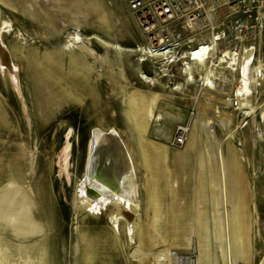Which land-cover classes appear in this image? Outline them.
<instances>
[{
	"label": "rangeland",
	"instance_id": "rangeland-1",
	"mask_svg": "<svg viewBox=\"0 0 264 264\" xmlns=\"http://www.w3.org/2000/svg\"><path fill=\"white\" fill-rule=\"evenodd\" d=\"M197 2H201L203 8L194 25L196 29L189 31L185 20L170 21L163 29L167 35L160 39L162 43L170 44L163 38L177 34L178 54L182 56V52L192 45L189 44L191 38L202 41L207 34L227 25L222 9L209 12L210 0ZM181 14L183 16L184 12ZM125 22L131 34L125 29ZM0 32L3 55L9 58L12 66L10 72L0 67V163L4 165L8 157L17 155L30 166L21 182L11 177L0 178V264H42L40 256L33 255V247L44 240L47 228L30 218L33 208L28 210L20 200L21 194L33 193L28 179L32 178L34 167L41 177L47 173L50 196L56 201L54 208L63 210L58 214V229L52 238L54 252H44L60 257L52 264H79V254L85 253L83 245L98 239L114 246V259L117 260L114 264H140L139 257L144 252L145 256L149 254L147 264H177L171 257H188L198 262V250L195 252L198 246V256L203 264H258L264 254V193L260 191L264 184L263 41L258 45L257 64L262 77L255 86V97L234 108L228 93H232L234 87L212 86L210 90L199 82H184L179 69L181 59L165 64L160 58L137 52L141 43H146L135 14L129 11L128 0H0ZM191 71H194L193 67ZM194 72L195 77L197 73ZM73 84L79 86V92ZM129 98L136 100V106L146 118L144 140L168 152V169L174 180L177 179L174 157L187 149L192 157L191 170L194 173L195 168H200L199 175L206 189L211 183L203 167L208 169V164L214 165L216 187L222 195L230 172L232 176L236 175L232 165L239 169L247 196L246 206L241 210L247 218L246 255L240 252L241 249L232 254L236 248L229 243L231 232L228 219L225 220L230 207H226L225 201L216 207L209 201L206 189V199L201 206L200 198L195 195L196 181L192 174L193 194L186 214V231H178L175 239L162 234L173 244L168 259L161 252L167 242H160L150 249L140 248L135 231L129 240V229L124 222L117 229L118 236L106 217L119 213L118 205L116 208V204H111L106 212L100 209L97 216L77 212L76 188L85 177L92 135L94 132H114L131 153L137 170V187L140 188L139 220H147L143 201L145 172L139 154V133L135 129L141 120L134 118V123L131 121L127 106ZM243 108H250L252 112L246 126L241 124ZM199 120L203 122L201 134L191 141V136L188 137L191 127ZM179 128L185 130L191 141L188 148L187 139L181 146L173 144ZM67 140L71 145L69 176H66L60 159ZM15 165L16 162L11 161L6 167L10 170ZM12 188L21 193H12L20 203L14 204L12 195L7 197L3 193ZM218 209L220 212L214 215V210L218 212ZM197 210L204 214H198ZM217 216L223 218L222 245L215 242V230L211 229L213 217ZM203 219L210 228L207 236ZM91 231L97 232L98 239L95 236L91 239L93 235L87 234ZM192 233H196V239H192L187 249L186 240ZM159 255L162 261H157Z\"/></svg>",
	"mask_w": 264,
	"mask_h": 264
},
{
	"label": "bare ground",
	"instance_id": "bare-ground-1",
	"mask_svg": "<svg viewBox=\"0 0 264 264\" xmlns=\"http://www.w3.org/2000/svg\"><path fill=\"white\" fill-rule=\"evenodd\" d=\"M207 10L209 12H214L212 4L207 7ZM208 17L210 18L209 14ZM217 18L219 17L216 16V19ZM124 27L126 30H128L129 34H131L129 26L128 24H126V22L124 23ZM191 27L193 29L195 28L193 25H191ZM206 36V38L201 39L202 41L199 42L196 41L197 38H191V41L189 39L190 42H195V47H189L185 49L186 52H184L185 50L182 52L183 56L181 54H178L180 56L178 58H175V53L171 51L173 47L172 45H163L161 42L153 44L152 47H147L146 45H143L141 43V48L139 47L140 50L137 52L146 56L160 58L165 62V64H169V62L176 63L177 60L181 59L182 63L179 69L182 72V79H184V82L193 80V75L195 74L194 71H196L197 74L195 76V79L201 82L202 87L209 88L210 90L212 86L219 87L228 85L234 87V83L236 81L235 73L233 71L225 72L224 67H226V64L228 65V63L225 62V65H222L220 64V60L223 61L222 57L230 58L231 52H234L233 59L237 60L241 57H243L244 59H248L253 52V48L245 49V54H243L242 52L239 53L234 50L224 51L220 53H217V51H215L214 53H207V55L205 56L207 50L205 46L208 43L213 42L215 34L211 32V35L207 34ZM169 53L172 54L169 55ZM4 55L3 49L0 45V67L2 69L5 68L10 72V67L12 66H10L9 58L5 57ZM170 59L172 60L170 61ZM256 66L257 67L254 68V70L258 69L259 65L256 64ZM191 67L194 68V71H191ZM242 73H245L244 70L242 71ZM76 84L73 85L76 91L79 92L80 88ZM129 102H133V104ZM135 102L136 100L133 98L127 99L128 112L130 114L131 121L133 122L134 118H137V120H141L140 126L138 127L136 125L135 129L137 133H139V154L142 160L141 165L145 172L146 192L143 201L145 202L146 209L144 210V214L145 217H147V220L143 222L139 220L140 216L138 214L140 210V202H138V190L140 188L137 187L138 182H136L135 174L137 170L134 167L131 153L126 147V144L114 132L110 134L94 132L92 135L89 146L88 160L86 163L85 177L83 180L79 181V184L76 188V210L78 213H89L91 215L97 216L100 209H103V211L106 212L108 210V207H112L111 204H116L114 205L116 206V208L118 205L121 209L119 213H112L106 216L107 220L113 226L115 232H117L119 236V225L120 223L124 222L127 224L129 229V240L131 241L133 231H135V234L137 235L136 238L138 247L150 249L160 242H167V240L162 237L163 233L170 236V238L175 239L177 238L178 233L186 231V214L188 212L189 206L191 205L190 198L193 194V186L191 187L192 175H194V180L196 181L194 182L195 195L200 198L201 206L203 200L206 199V186L202 184L200 168H195L194 173L192 172L193 170H191L192 157L190 156V154H188V149L183 153L175 155V167L177 170L175 176L177 179L174 180L171 177L170 170L168 169V152L161 146L145 141L142 137L145 132L144 130L146 127V118L144 114H142V110L138 106H136ZM232 104L234 108L236 105L237 107H241V103H237L235 105L232 101ZM251 114L252 112L250 108H243L241 110L242 126L247 125V120H249L250 116H252ZM202 125L203 122H201L200 120L195 121L194 125H192L190 131V134L191 132L192 134H189L188 136L189 138L191 136V141L195 138L196 140L198 139L201 134ZM69 134L70 132L68 133L66 139H68ZM189 138H187V143H189L187 144L186 148H188L191 143V141H189ZM70 152L71 145L69 143V140H67V143L60 154V159L63 162V170L65 171L66 176H69L68 165L70 162ZM233 158L235 157L233 156ZM11 161L16 162V165L13 169L9 170L6 166H8ZM206 167H208V169H204V167L202 169L203 172L206 173V177L211 183L210 187L206 189V191H208V198L210 199L208 200L210 202L213 201L216 207H218L223 201H225L226 207L228 205L231 209L229 213L226 212L225 220L226 218L228 219V229L231 232L229 236V243H232L234 249L236 248L234 253L232 252V254L235 255V253L241 249L240 252L243 255H246L248 251V246L246 244L248 227L246 224L247 218L244 214L245 211L241 212V210L246 206L245 198L247 196L245 193L246 191L244 187V180L240 175L241 173L239 169L236 168V165H232V168L236 169V175L232 176V173L230 172V178L228 180L224 194L222 195L221 191H218L216 187V169L214 165L208 164V166ZM0 169L1 179L4 180L11 177L18 182H21L25 180L24 173L26 170H30V166L25 163V160L23 158L14 155L12 157H8L4 165L0 163ZM31 170L33 172V168ZM21 172L22 174H19ZM47 178V173L44 172L43 176L41 177L37 173V168L34 167L32 178L28 179L32 185V195H27V193L21 194L20 192H16L14 188L10 189L9 191L3 190V193L7 197H10L12 193L21 194L20 200L23 202L24 206L27 209L29 208L28 210H31V208H33L34 210L30 218L32 220L34 218L36 219V221L46 226L47 232L44 236V240L33 247V255L40 256L42 264H52L54 261L60 260V257L57 254L51 256L44 254V252L46 250L54 252L55 246L54 244H52V238L58 229V214H61L63 212V210L61 211L60 208L58 210L54 208V204H56V201H54V198L50 196L51 191L49 190V183ZM260 191L261 193H264V184ZM14 197L16 196H14L13 194L11 197L13 200H11L14 202V204L20 201L18 199L16 200V198ZM10 207L13 208L14 206ZM16 209L17 208H14L13 210ZM150 212L153 215H151ZM219 212L220 209H218V212L214 210L213 214L216 215ZM197 213L203 215L204 211H198ZM221 219L223 220V218L219 216L213 217V224L211 225V229L215 230V242L220 245L224 243V224H221ZM203 222L205 229L204 231L207 236V232L210 228L207 226V223H205L204 219ZM10 227L12 226L10 225ZM21 234L24 235L23 233ZM87 234L93 235L91 239H93L94 236L98 239L97 232L95 231H91V233ZM193 238L196 239V233H192L187 240L185 239L187 243V249L191 246ZM207 240H209V236L207 237ZM207 240L206 242H208ZM83 247L85 248V253L84 255L79 254V264H114V260H116L114 259V254L116 252L114 246H112L110 242L103 239H98L93 243H85ZM172 247L173 244L167 242V247H165L161 251L166 259L170 257V250ZM198 247H195V252H197L198 250V253L200 255ZM198 253L196 254V256L198 257V262H195L188 257L171 258H173V260L177 264H181V262H185L187 264H203L201 259H199L200 257L198 256ZM143 254H141L139 257L140 264H147L146 261L149 258V254L146 256ZM19 257L22 258V256ZM14 258L15 257H13L12 259ZM159 259L160 255L157 258V261H159ZM160 260L162 261L163 259ZM15 262L17 263L18 261ZM159 264L168 263L161 262ZM258 264H264V254L259 260Z\"/></svg>",
	"mask_w": 264,
	"mask_h": 264
},
{
	"label": "built area",
	"instance_id": "built-area-1",
	"mask_svg": "<svg viewBox=\"0 0 264 264\" xmlns=\"http://www.w3.org/2000/svg\"><path fill=\"white\" fill-rule=\"evenodd\" d=\"M210 2L215 12L222 9L227 25L213 32L215 36L213 42L205 46L207 48L205 56L207 53L215 51L220 53L234 50L245 54V49L253 48L248 59L243 57L237 60L233 59L234 52H231L230 58L222 57L223 61L220 60L222 65H225V62L228 63L224 67L225 72L233 71L235 73L234 91L233 93L228 92L234 104L251 101L255 97V86L259 84L262 77L259 72L260 68H258L259 70H254V68L258 63L259 42L263 41L264 44V0H210ZM128 7L129 11L137 18L146 46L152 47L155 43H162L161 36L167 35L163 29L165 24L170 21L185 20L188 30L191 31L193 29L191 25L194 26L200 17L203 4L201 2L199 4L197 0H128ZM182 12H184L183 16H181ZM163 39L172 43L162 44L172 45L171 51L175 53V58H178V35L172 34V36ZM189 44H192L190 47H195V43L189 42ZM195 82H199L201 85V82L195 77L188 83ZM186 139L185 130L179 128L176 131L173 144L181 146Z\"/></svg>",
	"mask_w": 264,
	"mask_h": 264
}]
</instances>
